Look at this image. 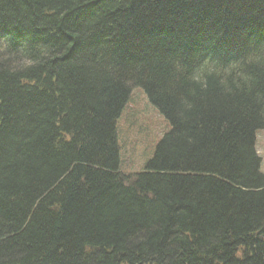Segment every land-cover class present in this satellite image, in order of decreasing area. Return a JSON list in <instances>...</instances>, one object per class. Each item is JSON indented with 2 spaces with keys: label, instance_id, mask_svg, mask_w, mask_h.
<instances>
[{
  "label": "trees",
  "instance_id": "obj_1",
  "mask_svg": "<svg viewBox=\"0 0 264 264\" xmlns=\"http://www.w3.org/2000/svg\"><path fill=\"white\" fill-rule=\"evenodd\" d=\"M262 130L264 0H0V264H264Z\"/></svg>",
  "mask_w": 264,
  "mask_h": 264
},
{
  "label": "rangeland",
  "instance_id": "obj_2",
  "mask_svg": "<svg viewBox=\"0 0 264 264\" xmlns=\"http://www.w3.org/2000/svg\"><path fill=\"white\" fill-rule=\"evenodd\" d=\"M117 126L121 166L127 174L145 170L158 143L171 129L170 123L150 103L141 88L132 90ZM257 151L262 159L261 171L264 174V130L257 134Z\"/></svg>",
  "mask_w": 264,
  "mask_h": 264
}]
</instances>
